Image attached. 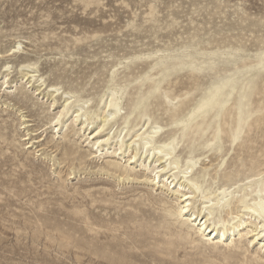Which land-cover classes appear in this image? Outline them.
I'll return each instance as SVG.
<instances>
[{
  "label": "rangeland",
  "instance_id": "374dc122",
  "mask_svg": "<svg viewBox=\"0 0 264 264\" xmlns=\"http://www.w3.org/2000/svg\"><path fill=\"white\" fill-rule=\"evenodd\" d=\"M0 51V71L36 61L47 83L89 97L96 113L120 90L111 141L126 124L128 140L146 118L161 123L157 138L174 137L181 167L198 160L193 210L220 186L256 195L264 183V0H0ZM13 70L14 92L0 88V264H264L249 237L216 246L178 218L179 185L155 184L154 163H129L132 150L94 157L96 124L84 134L70 111L54 128L63 99L50 105Z\"/></svg>",
  "mask_w": 264,
  "mask_h": 264
},
{
  "label": "bare ground",
  "instance_id": "6f19581e",
  "mask_svg": "<svg viewBox=\"0 0 264 264\" xmlns=\"http://www.w3.org/2000/svg\"><path fill=\"white\" fill-rule=\"evenodd\" d=\"M21 44L22 43L18 41L17 45H14L13 48L10 49L12 51L10 54L20 52L22 49L20 47ZM0 55H3L1 51ZM14 68L21 73L20 79H25V88L33 86V88H35L34 92L38 95L43 93V97L46 95L49 99L52 97L50 105L55 106L60 99H63L60 106L61 108L54 114L51 120V122H54V128L57 127L61 129L71 117L73 123L81 124V127H79L78 130L83 131L84 134L90 129L91 124L97 125L94 129L95 132L92 130L88 133L91 134L94 132L91 135L94 139L93 146H96L94 157L103 154H114V156L123 155V157H126V153H129L132 150V153L127 155L129 163L140 161L145 164L148 162L150 165L154 163L152 171L154 172V180H156L155 184H160V182L168 183V185H170L169 188L171 185L172 188L179 185L177 190L181 195H179L177 199V216L178 218H182L184 221L189 222L192 227H195L198 235L204 237L205 240L213 241L216 246H219L226 243L229 235H235L237 232L241 237H249L250 244L255 242L260 244L259 248L256 250V252L259 253L258 257L260 256V252H264V183L262 180L256 181L257 186L254 190L256 195L253 194L254 192L249 193V191L238 196L241 192L247 191L248 187H238V189H236L235 187L232 188L233 186L223 185L211 194H202V206L199 209L193 210V200L198 196L201 188L200 183L195 180L192 175L194 169L198 165V160L191 156V158L186 160L185 167L182 168L180 165L181 160L176 155L174 137L167 138L168 140H159L157 138L163 129L161 123H158V121L151 123V118H146V123L142 127L144 130L142 132L139 131L140 129L135 130L133 134L135 139L131 141L129 140L133 137L125 140V137L129 134L131 135V132L129 131V133H124L123 131L127 124L117 135L116 141H111L114 137L110 132L105 133L109 124L113 120L116 121V118L121 115L123 107L120 90L112 88L106 92L105 98H103L104 105L100 108L103 109V111L96 113L90 106L91 99L89 97L82 98L75 90V92L66 89L62 90L63 86L61 85L47 83L43 73H40L41 70L37 65V62L28 59L25 61L23 60L18 66L13 63H5L4 70L0 71V88H4V91L11 93L14 92V90H9L13 87L15 82L11 75ZM21 93L22 96L17 97L18 102L23 103L21 106H26L27 100L23 97L24 94H26L25 89H21ZM62 94H64V96H62ZM59 95L60 97L57 98ZM216 96L217 93H214L213 97L192 109L188 114V117L183 120V126L185 129L192 128L190 122L206 106L214 101ZM166 97L169 101L173 100L169 95H166ZM18 109L20 112L22 111L21 108ZM70 111L72 114L69 115L67 120H64L65 116H67ZM21 116L25 115L21 114ZM21 124H23V122H21ZM114 142L117 145L118 143L120 145L118 148H114L111 151V145ZM213 144L214 143H212L211 146ZM77 151L78 150L72 145L68 144L66 145L63 154L64 156L73 158ZM79 154L80 156H83V152L79 151ZM176 174H179L178 178ZM248 182L252 183L251 181ZM183 189H187V191L182 192ZM234 197H238L240 205H236L237 207L231 206V201ZM227 206L229 207L227 208L226 213L229 218L226 219L221 216L216 221L214 211H217V208L219 207L225 208ZM249 218H254V220H256L255 222H252L254 227H250L242 233V229L248 226L246 223ZM220 221L222 222L220 223ZM232 242L233 240L230 243ZM230 243H227V245ZM238 245V243H235L234 246L237 247Z\"/></svg>",
  "mask_w": 264,
  "mask_h": 264
}]
</instances>
